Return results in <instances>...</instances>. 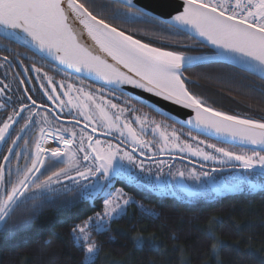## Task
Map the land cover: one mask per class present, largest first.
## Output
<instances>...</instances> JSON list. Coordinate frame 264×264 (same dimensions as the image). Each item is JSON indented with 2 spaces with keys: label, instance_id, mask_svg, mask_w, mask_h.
Segmentation results:
<instances>
[{
  "label": "snow or ice",
  "instance_id": "1",
  "mask_svg": "<svg viewBox=\"0 0 264 264\" xmlns=\"http://www.w3.org/2000/svg\"><path fill=\"white\" fill-rule=\"evenodd\" d=\"M127 4L131 6L132 0H127ZM141 15L146 13L141 10ZM169 15L170 19L163 23L177 31L194 33L202 38L201 42L213 46L215 57L238 64L246 70H253L264 80V0H181L175 4L174 14ZM0 29L6 37L23 39L25 43L30 42L38 52L45 53L52 60L77 72L86 70L109 84H130L162 97L165 101L192 109L195 117L188 120V124H194L195 127L204 130H214L221 136L231 137L244 145L252 146L250 150L235 152L216 144H208V148L220 154L217 156L199 146L194 148L186 142L177 143L180 138L175 130L169 133L160 124L152 121L155 124L153 134L159 132L163 141L161 152L171 147L181 152L187 151L204 161L211 160L221 165L232 163L233 167L264 176V119L245 118L216 110L208 106L201 97L193 94L185 83L183 78L185 65L191 66L194 61H207L212 57H187L183 52L154 47L126 35L125 32L107 23L104 18L94 14L82 0H0ZM85 32L94 42L92 47L81 42V36ZM4 59L7 60V57ZM34 70L41 71L39 68ZM45 76L47 77V74ZM48 80L52 83L50 77ZM68 87L71 89L72 85ZM77 91L83 93V100L74 103L69 98L67 103L77 108L85 121L92 123L98 115L101 126L107 129L108 133L116 131L120 136H124L126 130L133 144L140 148L149 147L148 142L140 138L130 123H121V115L125 109L118 108V105L111 101L97 103L92 94L83 92V89ZM2 92L3 89H0V93ZM52 92H56L55 87L52 88ZM45 94L48 95L47 92ZM64 95L68 96L69 92H65ZM28 99L33 105L36 104L31 96ZM48 99L54 98L48 95ZM55 99L59 100L60 97L56 96ZM64 104L65 102L60 100L61 108ZM2 107L4 104L0 103V108ZM26 107L28 106L22 105L19 112H14L13 115L19 116ZM110 109H118L119 114L110 115ZM35 116H40L47 127L39 128L31 156L27 153L24 155V159L30 160V164H26L24 168L17 167L15 181L5 180V168L0 164V233H4L6 238L15 231L30 227L31 219L40 207L35 203L37 197L35 195L29 197L27 193L55 191L52 186L61 184L63 178L79 186L78 199H91L95 193L108 187L111 183L110 178L124 171L118 161L127 160L130 164H136L141 171H145L143 161L137 162L131 152H122L119 145L110 142L102 144L99 139H94L86 131L88 123L79 132L75 128L64 126L53 128L47 112L41 116V113L32 111L21 131L31 124L40 123L33 119ZM136 119L141 123L143 132V121L140 117ZM8 121L15 123L13 116H9ZM8 121L0 126V141L5 140V134L12 126ZM96 131L97 128L93 127L92 132ZM49 136L53 138L56 146L45 147ZM19 139L17 136L16 140ZM16 140L12 143L16 144ZM27 143L25 141V145ZM8 151L12 154L13 149L9 148ZM16 155L19 158L20 154ZM3 159L7 161L9 157L5 156ZM49 161L62 166L44 179H40L37 173L44 175L41 170H47L46 164ZM164 163L159 161L158 167ZM169 174L171 175V172ZM8 175L9 177L12 175L10 170ZM177 175L184 177L185 172L178 171ZM209 175L207 171L197 172L195 169L188 172V176L195 180ZM76 177L80 180H88L89 177L98 179L93 183L81 184ZM156 179H160L159 175ZM101 181H108V184ZM64 187L66 191L72 190L67 185ZM252 188L254 190L256 185H252ZM104 194L107 198L103 202V213L98 212L95 217L90 216L72 228L74 239L84 252L82 264H95L99 252V244L93 239L92 233H106L111 222L126 215V207L132 203V198H125L126 194L122 189L117 190L115 194L108 192ZM28 199L33 200V204L25 209L28 215L9 227L8 222L13 214ZM145 212L149 213V210ZM212 223L216 222H211L208 228L209 238L213 241L210 252L218 254L221 242L212 235ZM154 239L147 240L137 236L133 240L134 247L138 250L145 247L158 250V246L153 243Z\"/></svg>",
  "mask_w": 264,
  "mask_h": 264
},
{
  "label": "trees",
  "instance_id": "2",
  "mask_svg": "<svg viewBox=\"0 0 264 264\" xmlns=\"http://www.w3.org/2000/svg\"><path fill=\"white\" fill-rule=\"evenodd\" d=\"M82 2L110 25L154 47L183 52L186 56L212 53L186 34L120 4L108 0ZM183 78L189 90L208 106L231 115L264 119L262 80L222 64L188 69ZM207 140L218 146L246 151ZM61 166L49 161L47 170H41L44 175L38 173L37 176L44 179ZM10 171L12 175L16 172ZM8 173L9 170H5V175ZM133 193L138 203L132 204L126 215L112 221L106 233L95 232L92 236L99 244L95 264H264V192L235 193L193 204L138 189ZM26 195H35V203L40 207L27 229L15 231L7 238L0 233V264H82L84 252L75 241L72 228L102 212V198L95 203L78 199L76 190ZM69 201L73 202L67 203ZM32 204L33 200L28 199L18 208L8 226L22 221L28 215L25 209ZM213 221L216 223H212V235L221 242L218 254L210 252L213 241L208 228ZM137 236L147 240L155 238L153 243L158 250L148 247L138 250L133 243Z\"/></svg>",
  "mask_w": 264,
  "mask_h": 264
},
{
  "label": "flooded vegetation",
  "instance_id": "3",
  "mask_svg": "<svg viewBox=\"0 0 264 264\" xmlns=\"http://www.w3.org/2000/svg\"><path fill=\"white\" fill-rule=\"evenodd\" d=\"M37 55L40 56L36 52L33 53L32 51L24 49V47H22L19 43L8 39H0V89H3V92L0 93V103L4 104V107L0 108V126H3V123L8 121L9 116H13V120L15 121V123L8 121L12 126L5 134V140L2 143L0 149V164L4 165L5 170L16 171L17 167L24 168L26 164H30V160L26 161L24 159V155L27 153L29 156H31L32 152L34 151V140L39 135V128L41 126L47 127V125H44L43 120L40 116H35L33 117V119L35 121H40V123L31 124L27 129L21 131L30 112H39L41 113V116H43V114L47 112L51 121H61L62 123L67 125H72V122L77 123V120L74 119L72 115H65L64 113H62L63 108H61L60 106V100L66 101L64 106H67L68 96H65L64 93L69 91V85L74 86L77 85L78 82L83 84L87 88L108 91V95H106V98L111 101V103L118 105V108L125 109L124 113L121 115V123L128 122L131 124V126H133V128L135 127L136 129H138L137 134L144 141L148 139L149 142H152L154 138L151 137L153 136L152 129L155 127V124H153L152 121H155L157 124H160L161 122L166 124L164 126V129H166L169 133L175 130L177 136L179 137L181 134L187 138H189V136L191 138L198 137L193 133L190 135L185 134L187 132L183 133L181 131L182 129H180L175 124H171L163 120L145 107L136 104L127 97L122 96L112 91L111 89L90 83L73 75H70L58 69L54 65H51L43 57L42 59L40 58L41 56L38 57ZM4 57H7V60H5ZM35 68H39L41 69V71L36 72L34 70ZM45 74H47V77L45 76ZM48 77L51 78L52 83H49ZM53 87L56 88L55 93L52 92ZM46 92L48 93V95H52L54 99L49 100L48 95L45 94ZM29 96H31L32 99L36 101L35 105H33L32 102L28 99ZM56 96H59L60 99H55ZM22 105H27L28 107H26L19 116H14L13 113L19 112ZM70 106L72 108H75L73 105ZM112 113L115 112H113L112 110ZM137 117H140V119L143 120V129H146L145 132H141V125H139L140 122H137ZM71 118L72 120H70ZM144 120L146 121V123H144ZM51 126L53 128L57 127L53 123ZM148 129L150 131H148ZM8 133L9 135L7 136ZM17 136L20 137L19 140H16ZM13 140H16V144L12 143ZM25 141L28 142L27 145H25ZM112 141L120 145L121 147L131 148L129 144L123 141L117 134H112ZM202 141H204L205 147H207L208 144H213L207 139H203ZM49 146H56L51 136L48 137V142L45 144V147ZM9 148L13 149L12 154H9ZM224 148L230 149L229 147ZM141 149L145 151L149 150V148ZM213 152L217 155L214 150ZM17 153L20 154L19 158L16 155ZM168 154L169 155L163 156L162 158L175 161L176 165H174V167L180 166H177V162L179 161H187L184 156H180L177 153L168 152ZM5 156L9 157L7 161L3 159ZM189 164H192L195 168L198 169H216V171L220 170V172L242 170V168H236L232 165H228L227 169H218L216 167L203 165L197 162H189ZM179 171H184L185 176L180 177L177 175L175 177L171 170L167 174H164V172H162L159 176V180H157L156 177H151V192L154 194H158L160 190L162 191V197L171 198L173 200L187 204L203 202H194V200L198 198V195H200L201 192L197 183H191V181L189 182L187 179V174L191 170L181 168V170ZM170 172L171 175L169 174ZM154 178L155 182L153 180ZM9 179L11 181H15L17 179L16 172L11 177H9V175H5V180L8 181ZM127 189L132 192L137 189L142 191L140 188ZM144 191L147 192L146 189H144ZM232 194L235 193L232 192L226 196ZM226 196H223L222 198Z\"/></svg>",
  "mask_w": 264,
  "mask_h": 264
},
{
  "label": "rangeland",
  "instance_id": "4",
  "mask_svg": "<svg viewBox=\"0 0 264 264\" xmlns=\"http://www.w3.org/2000/svg\"><path fill=\"white\" fill-rule=\"evenodd\" d=\"M76 88V89H75ZM77 89H83V92L86 93H90L92 94V96L96 99L97 103L100 102H105V101H109L106 98V95H108V91L105 90H94L93 88H87L85 87L83 84L81 83H77V85L72 86L71 89H69V95L67 100H69V98H71L73 100V102H77L82 101L83 100V93L78 92ZM66 102V101H64ZM112 102H113V96H112ZM71 104H68L67 106H63V112L65 115H72L74 119H76L79 122L82 123H71L72 125H67L62 123L61 121H55L52 120V123L55 124L57 127H69V128H75L77 130V132H79V130L81 128L84 127V125L86 123L89 124L88 128L86 129V131L91 134L93 136L94 139H99L102 144H106V143H112L114 145H118L115 142L112 141V134L115 135H119L118 132L116 131H112L110 133L107 132V129H105L104 127L101 126V122L99 120V116L97 115V119L92 122L89 123L88 121H85L84 118L82 116L79 115V110L77 108H72L70 106ZM112 110L113 112L118 113V109H110V115L112 114ZM72 120V118L70 119ZM143 121V120H141ZM144 123H146V121L144 120ZM141 125V123L139 124ZM161 127L164 129V126L166 124L164 123H160ZM96 127L97 131L96 132H92V128ZM133 127V126H132ZM180 129H182L181 131L187 135L192 134L189 131H186L185 129L179 127ZM134 129L138 132V129H136L134 127ZM146 129L144 128L145 132ZM148 131H150L148 129ZM153 134V133H152ZM120 136V135H119ZM151 136V135H150ZM121 139L123 141H125L126 143L129 144V146L131 148H124L121 147L122 152L123 151H127V152H131L133 154V156L135 157L136 161H143L144 166H145V171H141L140 168H138L136 166V164H130L127 160H123V161H118L119 164H121L123 166L124 171L121 172L120 175H117L115 177L110 178L111 179V183L108 184V181H101V183L103 184H108V187L106 189H104V191L101 192H97L94 194L93 198L91 199H87L89 201H91L92 203H95V201L99 198H102L103 202L104 199L107 198V196L104 194V192H108L111 194H115L117 192V190H123V193L126 194L125 198L127 197H131L132 198V203H130L127 207H126V213L128 212V209L131 207L132 204H137L138 200L136 199V197L134 196V193L132 191H129L127 188L130 189H135V188H140L142 191H144V189L147 190V192L151 193V184H152V178L151 177H157V175H161L162 172H164V174H167L169 171L172 170L173 175L176 177L177 173L179 170H181V168H185L188 170H192L195 169L197 172H209L210 175L208 177H201L200 180H195L193 178H190L187 174V179L188 181L191 183L195 182L199 185V189H200V195H198V198L194 200V202L197 201H212V200H219L221 199L223 196H226L232 192L234 193H238V194H254V193H260V192H264V176L262 175H258V174H253L251 172H246L244 169L239 170V171H225V172H220V170L218 171H213V170H206V169H198L195 168L192 164H189V162H197L203 165H209L212 167H216L218 169H227L228 165H232V163L229 164H225V165H221L219 163L213 162L211 160L209 161H204L202 158L198 157V156H193L191 155V153L185 151V152H181L179 151V149H175V148H166L164 149L163 152L160 151L162 145H163V141H161L160 136H159V132L153 134L154 137L152 142H149L148 139H146L145 141L148 142V144L150 145L148 148V151H145L141 148H139V146L135 145L132 143L131 138L127 136V132L125 130V135L124 136H120ZM179 141H177V143H181V142H186L191 144L194 148L199 146L200 148L204 149L207 152L214 154L213 150L211 148L205 147L204 143H200V141H202L204 138L202 137H197V139H192L190 136L189 138L184 137L182 134L179 137ZM153 143V144H151ZM135 149V150H134ZM229 150H234L236 152H240L238 150L235 149H229ZM169 153H177L180 156H184L187 161L183 160V161H179L177 162V166L178 167H174V165H176L175 161L172 160H168L165 158H162L163 156H167L169 155ZM143 153V154H141ZM122 154V153H121ZM82 155V154H81ZM220 154L217 153V156H219ZM179 157V156H178ZM159 161H164L165 163L162 166L158 167V162ZM239 168V167H236ZM148 169H150L151 171L149 172ZM257 172H259V170H257ZM73 175H75L73 173ZM77 180H80L79 177H76ZM96 179H98V177H89L88 180H80L81 184H87V183H93L96 181ZM155 182V178L153 179ZM65 185H67L69 188H71L72 190H76L79 191V186L78 185H74L72 183V181L67 180V179H63L62 178V183L61 184H54L52 187L55 189V191H66L65 190ZM252 185H256V188L253 190ZM55 191H51V192H55ZM68 192V191H67ZM43 193H49L47 191L45 192H37V194H43ZM157 195H162V191L159 190V193ZM100 213H103L100 212ZM95 217V216H94ZM120 218V217H119ZM118 219V218H116ZM114 219V220H116ZM113 220V221H114ZM95 234V232L92 233V236Z\"/></svg>",
  "mask_w": 264,
  "mask_h": 264
},
{
  "label": "water",
  "instance_id": "5",
  "mask_svg": "<svg viewBox=\"0 0 264 264\" xmlns=\"http://www.w3.org/2000/svg\"><path fill=\"white\" fill-rule=\"evenodd\" d=\"M108 1L120 4L124 6L125 8H128L131 11H134L140 15H141V10H142L144 13H146V15H142V16H145L147 18H150L160 23H163L164 21L169 20L170 19L169 14L170 13L174 14L175 4L178 2H181V0H132V5L130 6L127 4V0H108ZM180 32L193 38L199 44L208 48L212 52V53L202 54V55H197V56H187V57H193V58H196V57L202 58V57L207 56V57H212V59L207 60V61L197 60V61H194L191 66L185 65L183 69V74L188 69H193V68H196L202 65L222 64V65L233 67L237 70L251 74L261 79L260 75L253 70H246L245 67H242L238 64L227 62L223 58H220V57H215L213 46L208 45L206 42H201L202 38L196 36L194 33H191L188 31H180ZM0 36L3 38L9 39V40L15 41L19 44H22L23 46L33 50L34 52H37L47 62H49L50 64L54 65L58 69L70 75H73L82 80L111 89L115 92H118L122 95L127 96L128 98L142 104L143 106L149 108L150 110H153L155 113L170 120L171 122L177 124L178 126L192 132L193 134H196L198 136L204 137L211 141L223 144L225 146H230V147L238 148L242 150H250L252 147L251 145L242 144L239 140H233L231 137L221 136L217 134L214 130H204V129L195 127L194 124H188L187 121L195 117V112L192 109H186L181 105L173 104L171 101H165L162 97H157L153 93L147 92L144 89L135 88L130 84H121V85L109 84V83H106L103 79L97 77L95 74L89 73L86 70L77 72L73 68H68L66 65L59 64L58 61L52 60V58L47 57L45 53L38 52L36 48L30 42L25 43L23 39H17L15 37H11V38L6 37L2 29H0ZM20 36L22 37L23 34L21 33ZM81 42L86 44L89 47H92L94 44V42L91 41V39L87 36L86 32L82 34ZM109 61L112 62L110 58H109ZM8 135L9 133L7 134V136ZM3 142L4 141H0V149H1V145Z\"/></svg>",
  "mask_w": 264,
  "mask_h": 264
},
{
  "label": "bare ground",
  "instance_id": "6",
  "mask_svg": "<svg viewBox=\"0 0 264 264\" xmlns=\"http://www.w3.org/2000/svg\"><path fill=\"white\" fill-rule=\"evenodd\" d=\"M22 45V44H21ZM25 47V46H24ZM27 48V47H26ZM31 50V49H30ZM31 51H33V50H31ZM37 53V52H36ZM38 54V53H37ZM40 55V54H39ZM41 56V55H40ZM233 68V67H232ZM248 74V73H247ZM249 75H251V74H249ZM251 76H253V75H251ZM255 77V76H254ZM255 78H257V77H255ZM259 80H261L260 78H258ZM263 81V80H262Z\"/></svg>",
  "mask_w": 264,
  "mask_h": 264
}]
</instances>
